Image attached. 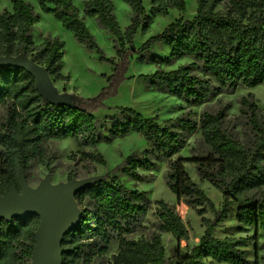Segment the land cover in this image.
Instances as JSON below:
<instances>
[{
    "label": "trees",
    "instance_id": "1",
    "mask_svg": "<svg viewBox=\"0 0 264 264\" xmlns=\"http://www.w3.org/2000/svg\"><path fill=\"white\" fill-rule=\"evenodd\" d=\"M37 1L43 11L52 13L78 42L90 49L98 44L86 19L97 18L114 37L119 63L109 89L76 103L50 102L25 69H0V107L7 111L0 121V194L13 184L19 187L22 174L29 172L51 139L71 138L79 145L97 147L138 134L149 148L130 154L123 162V172L140 181L143 177L139 168H157L160 162H167V185L202 215L203 236L190 250L178 248L167 256L162 233L186 240L189 229L175 206L159 199L155 202L158 230L136 238L134 234L143 226L151 200L146 191L129 188L118 176L108 173L76 195L79 204L90 201L93 207L81 209L79 223L65 236L63 264H93L114 245L118 251L113 254V264H250L245 248L253 240L258 246L259 234L264 233V111L258 104L243 98L250 128L246 142L224 128L222 112L206 110L199 122L187 114L164 123L158 116H146L128 106L119 107L116 114L103 120L96 112L106 107L108 96L117 93L129 61L137 52L141 59L160 66L149 75L151 88L193 106L204 104L215 93L264 84V0H196L193 17L177 18L140 49L134 45L138 31H147L155 15H168L171 8L185 13L186 0H151L150 12L144 0H123L132 11L125 30L116 17L113 0H84L83 15L72 0ZM12 4V11L0 9V55L27 53L47 67L53 81H68L70 76L63 74L65 41L47 36L41 45H36L32 27L40 14L26 0H12ZM222 4H226V11L218 10ZM159 43L170 49L168 57L151 52ZM185 57L192 61L172 70L161 68ZM196 132H201L207 151L185 158L181 152ZM85 156L106 162L101 153ZM188 162L196 165L202 180L221 191L224 201L220 208L190 176ZM208 209L214 213L213 218L205 216ZM233 212L240 224L255 228L253 236L215 235ZM39 223L40 217L35 214L10 222L0 220V264L31 263Z\"/></svg>",
    "mask_w": 264,
    "mask_h": 264
},
{
    "label": "rangeland",
    "instance_id": "2",
    "mask_svg": "<svg viewBox=\"0 0 264 264\" xmlns=\"http://www.w3.org/2000/svg\"><path fill=\"white\" fill-rule=\"evenodd\" d=\"M34 6L36 13L40 14V20L32 27V33L36 45H41L47 36L59 37L65 41V55L63 74L69 75L68 81H54L60 93L67 99L79 101L81 98H94L102 94L105 89L111 87V76L115 72L116 65L119 63L117 50L113 35L105 29L94 17H88L86 23L94 35L98 46L90 49L85 44L77 41L73 33L68 30L61 21L56 19L52 13L43 11L37 0H26ZM74 5L84 14V0H72ZM115 4V14L125 30L131 22L132 11L130 6L123 0H113ZM187 11L179 12L175 8L169 10L168 15L157 14L154 16L152 24L147 31L140 29L134 38L136 49L150 37L159 34L164 28L181 16L193 17L196 14V0H186ZM144 5L148 12L151 8V0H144ZM226 4L219 6L218 10L226 11ZM1 10L13 9L12 0H0ZM138 51V50H137ZM151 52L168 57L170 49L163 43L153 45ZM103 56L105 58H103ZM109 60H108V59ZM113 60V62H112ZM192 60L188 57L176 58L170 65H162L164 70H172L179 65L187 64ZM159 65L140 58L137 52L129 61L128 69L123 81L120 82L117 93L105 99V108H101L96 115L103 120L107 116L116 114L119 107H132L146 116H158L160 122L191 115V118L199 122L201 114L208 110L213 113L222 112L225 115L223 126L242 142L248 140L250 128L248 125L247 106L243 103L246 97L253 103L258 104L264 111V84L254 88H239L234 92L215 93L210 96L204 104L193 106L168 93L155 90L150 87L149 75L159 69ZM6 107H0V121L6 116ZM149 148L148 142L138 134L127 137L117 138L109 143H101L97 147L79 145L71 138H57L47 141L42 147L40 156L33 161L29 172L26 173L29 184L37 186L46 176H51L53 183L67 182L73 178H85L89 176H102L108 173L118 176L129 188H136L146 191L151 200V207L143 220V226L137 233L136 238L149 236L158 230V218L155 214L156 201L164 199L174 205L177 212L181 215L184 223L189 229V238L177 240L172 234L163 232L162 239L167 256H172L176 249L182 251L190 250L198 244L205 232L202 215L197 208L189 203L187 198H179L168 187L166 182L167 162H160L157 168L142 169L139 172L143 180H135L123 172L124 160L133 152L143 151ZM207 146L202 138L201 132L192 135L187 146L182 150L181 155L190 158L193 155L204 153ZM85 153H101L106 162L99 163L91 158H87ZM190 176L204 189L206 194L213 200L216 208H220L224 198L219 189L210 182L202 180L196 169V165L188 162L186 164ZM80 208H92L90 201L80 203ZM206 217L213 218L214 213L208 209ZM255 228L240 224L235 214L217 228L215 235L225 236H253ZM250 264H264V233L258 237V246L253 240L246 248ZM118 251L114 245L108 253L95 258L93 264H113V254ZM220 264V263H209Z\"/></svg>",
    "mask_w": 264,
    "mask_h": 264
},
{
    "label": "water",
    "instance_id": "3",
    "mask_svg": "<svg viewBox=\"0 0 264 264\" xmlns=\"http://www.w3.org/2000/svg\"><path fill=\"white\" fill-rule=\"evenodd\" d=\"M11 66L30 73L35 78L40 94L50 102L76 103L59 92L47 67L27 53L0 55V69ZM102 179V176H89L53 183L51 176L46 175L33 187L24 173L19 187L13 184L8 191L0 194V220L10 222L30 214L40 217L30 264H63V241L77 226L82 215L76 195Z\"/></svg>",
    "mask_w": 264,
    "mask_h": 264
}]
</instances>
